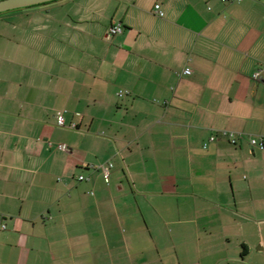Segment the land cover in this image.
Instances as JSON below:
<instances>
[{"label": "crops", "instance_id": "1", "mask_svg": "<svg viewBox=\"0 0 264 264\" xmlns=\"http://www.w3.org/2000/svg\"><path fill=\"white\" fill-rule=\"evenodd\" d=\"M0 23V264H153L138 236L154 253L172 223L197 258L171 264H230L234 235L264 259V0H57Z\"/></svg>", "mask_w": 264, "mask_h": 264}, {"label": "rangeland", "instance_id": "2", "mask_svg": "<svg viewBox=\"0 0 264 264\" xmlns=\"http://www.w3.org/2000/svg\"><path fill=\"white\" fill-rule=\"evenodd\" d=\"M53 1H57V0H53ZM52 1H49L47 3H51ZM47 3H41L38 5H33V6H28V7H22V8H17V9H28L30 7H38L40 5H44ZM17 9H11L8 11H4L0 13V20L2 18V15H9L12 11L17 10ZM7 17V16H6ZM5 27H7L4 23H0V31H2L3 29H5ZM3 37L0 36V42L3 43ZM51 142H55V141H51ZM177 227V225L175 224H166V225H162L161 230L157 231L155 229V251L153 253V251L150 250L151 247H153L151 245V241L150 239H148L147 237H141L138 236L139 241L144 242V248L146 249L145 252V257L146 258H153V255L155 257V262H153V264H171L172 262L170 261V259L173 258L174 254H180L183 255V257L181 256L182 259L185 258L184 253H193L192 256H190V258H197V252L196 247L193 246V243L191 245L188 244H184V239H187L188 242L193 241V238L189 235H187V237L184 236H178L175 232V228ZM231 242L227 244L228 248L226 249V247H224L226 253V256H230L229 257V261L230 264H264V259H262V257L260 256V254L258 253V248H259V244L257 246H254V249L252 252H250L249 254H247L245 256V259H243L242 257V251L244 249V246L242 244L243 240L242 237L240 236H230ZM252 239V238H251ZM257 239H255V237H253V242H256ZM195 241V240H194ZM141 244V243H140ZM138 244H136L137 246ZM159 245V246H158ZM157 247H159L160 249V253L162 255L163 260H160L158 254H157ZM178 252H177V251ZM153 253V254H152ZM141 253L139 252V249L136 247L132 248L131 247V251L129 250L128 254H126L125 259L123 258V262L126 264H134V263H138L140 262V255ZM172 257V258H171ZM189 258V257H188ZM184 261V260H183Z\"/></svg>", "mask_w": 264, "mask_h": 264}, {"label": "built area", "instance_id": "3", "mask_svg": "<svg viewBox=\"0 0 264 264\" xmlns=\"http://www.w3.org/2000/svg\"><path fill=\"white\" fill-rule=\"evenodd\" d=\"M225 2H234V1H241V0H223ZM155 11L159 14V15H163L164 14V11L161 9V5L160 3H157L155 5ZM123 30L122 26L121 25H113L111 27V31L113 33H118V32H121ZM187 72V71H186ZM260 74H261V71H257L254 73V76L256 78H259L260 77ZM58 124L59 125H64L65 124V116L63 114H60L59 117H58ZM241 136L240 135H237L235 133H231V142L234 143V144H237L239 142V138ZM211 139H214V137L212 136ZM251 141L253 144H260V146H263V141L260 139L258 140L257 138H251ZM58 146L62 149H68V146L67 144L65 143H59ZM110 166L111 165H102L103 167V171L105 173V176H106V179L109 180V176H110ZM80 179H85V178H89V176H86V175H83L81 174L79 176ZM2 227H6V224H2Z\"/></svg>", "mask_w": 264, "mask_h": 264}, {"label": "water", "instance_id": "4", "mask_svg": "<svg viewBox=\"0 0 264 264\" xmlns=\"http://www.w3.org/2000/svg\"><path fill=\"white\" fill-rule=\"evenodd\" d=\"M53 0H0V13L11 9L28 7Z\"/></svg>", "mask_w": 264, "mask_h": 264}, {"label": "trees", "instance_id": "5", "mask_svg": "<svg viewBox=\"0 0 264 264\" xmlns=\"http://www.w3.org/2000/svg\"><path fill=\"white\" fill-rule=\"evenodd\" d=\"M47 3V2H46Z\"/></svg>", "mask_w": 264, "mask_h": 264}]
</instances>
